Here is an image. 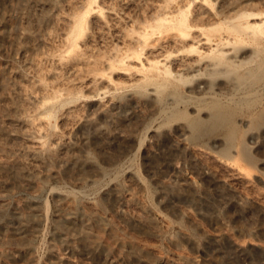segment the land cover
Listing matches in <instances>:
<instances>
[{
	"label": "rangeland",
	"instance_id": "374dc122",
	"mask_svg": "<svg viewBox=\"0 0 264 264\" xmlns=\"http://www.w3.org/2000/svg\"><path fill=\"white\" fill-rule=\"evenodd\" d=\"M51 2L53 20L25 58L11 54L12 45L0 37V96L11 85L4 68H12L18 97L8 100L16 105L17 126L26 131L37 128L40 136L17 138L10 144L0 140L4 142L0 157L30 159L26 146L38 144L42 165L54 171V177L36 173L25 186L0 183V264H264V118L259 116L264 114V33L254 40L245 38L235 52V63L242 62L238 72L256 70L257 93L216 100L192 90L191 77L174 81L162 73V63L174 62L185 52L170 41L174 31L159 21L167 12L183 10L190 22L207 27L255 13L250 22L264 32V0ZM12 11L0 0L2 31L10 28L13 33L17 21ZM31 19L27 27L42 26L40 14ZM24 40L29 44V39L18 44ZM174 91L182 99L179 104L170 99ZM216 102L225 114L218 122L205 109ZM175 109L185 111L186 117L167 118ZM188 123H195L188 132L177 129ZM100 128H117L121 136L105 145L94 137ZM65 142L86 150L91 164L82 167L83 172L97 167L103 171L94 182H75V167L46 156L50 148L57 151V145ZM242 145L248 159L241 156ZM5 173L0 170V181L12 178ZM111 184L136 204L121 206L108 198ZM162 186H168L165 199L159 195ZM234 195L242 197L239 205L231 201ZM26 202L38 204L42 216L30 241V257L10 258L4 253H14L19 242L12 230L11 209L23 208ZM115 205L140 216L141 224L125 220ZM71 206L104 220L102 226L89 221L87 236L72 238V248L64 249L56 231L69 236L74 231L57 220L56 212ZM206 235L218 236L213 247L205 243ZM92 239L102 241L105 251L89 249ZM235 245L244 248L245 256L233 254Z\"/></svg>",
	"mask_w": 264,
	"mask_h": 264
},
{
	"label": "bare ground",
	"instance_id": "6f19581e",
	"mask_svg": "<svg viewBox=\"0 0 264 264\" xmlns=\"http://www.w3.org/2000/svg\"><path fill=\"white\" fill-rule=\"evenodd\" d=\"M5 1H6V3H8L9 6H11V8H13L12 12L15 11L14 15L16 17L17 25H16L14 31H12L13 33H9L8 30L10 28L7 31L6 30L2 31L3 27L1 28V25H3V24H0V28H1L0 29L1 30L0 31V37L4 41H6L12 45V47L10 49L11 54L12 53H19L20 55H22L25 58L26 53H28L27 51L29 49H31L33 47V45L35 46V42H37L41 38V36H43L44 31H46V28H45L46 23L48 21L53 20V16H54L52 13V7H53L52 2L53 1L52 2H51V0H15L14 2L12 0H5ZM202 1L204 4V2L206 0H202ZM53 9H54V7H53ZM36 11H38V12H36ZM205 13H207L206 9L201 12V18L203 16H205L204 15ZM37 14H40L41 19L43 20L42 21L43 24L41 26L43 28L40 27V24H34V23L31 27H27L25 25L26 21L28 20V22H29V19L31 21L32 20L31 18ZM3 15L0 13V20L2 19ZM164 15L165 16L163 18H161L159 21L161 23L167 24L174 31V32L172 31L173 34H171L170 41L180 45L181 51L185 52V54L182 56L180 55V58L173 60L174 62L168 63L166 61V62L162 63V65H163L162 73L163 74H165L167 77H169L170 79H172L174 81H185V80L188 81L186 78L191 77L193 80L192 90L203 91L209 97L214 98L216 100L226 99L228 101H232L234 98H236L237 95H239V93L246 94V95H253V94L257 93V89L254 88V86L257 83V80H259V79H257L258 75H257L256 70L251 69L249 67L250 69L245 70L244 73H240V72H238L237 67L239 64L241 65L242 62H239L238 64L235 63V57L237 58V55H235V52L239 48V45L241 44V42L244 41L245 38L246 39L249 38L251 40H254L257 36L263 35L262 33H264L260 29L261 28L260 25L250 22L251 21L250 17H252V18H253V16L257 17V14H255V13L239 14V15L233 17L232 19H230V21H227V23H225V24L218 23L217 26L212 24L211 26H207V27L201 26V24L198 25L197 23L193 24V22H190L183 10H179L175 14H168V12H167V14H164ZM8 26H9V24H8ZM4 28H5V26H4ZM146 35L147 34H145V37H146ZM147 36H149V35H147ZM23 39H29V44L27 43L28 41H26V40H24V41H26V43L18 44V43H20V41L22 42ZM0 47H3V44H0ZM4 49L5 48H3V50ZM202 49H204V50H202ZM1 51H2V49H1ZM5 52H6V50H5ZM257 52H258V50H256V53ZM211 54H215V57L210 58ZM243 62L246 63L247 61L246 62L243 61ZM242 66H244V65H242ZM141 67L143 68V66H141ZM260 67L261 66H258V68H260ZM4 72L6 75V78L3 75L4 78L10 80L11 85L7 86L4 93H2V95L0 96V101L1 102L3 101L2 103L0 102L1 103L0 106H1V108H3L2 112L0 113V140H3L4 142L9 141L8 143L10 144V141L12 142V141L16 140L17 138L18 139L16 141L21 140L22 137L24 139L25 136L36 137L38 135L39 129L36 128L38 131L36 129L35 130L33 129V131H26L25 129L23 130L17 126L20 119L16 116L18 114L14 113L16 105L14 102L9 101L10 99L17 96V92L15 91L16 84H17L15 76L17 73L12 68H7V67L4 68ZM0 79H3V78H0ZM254 80H256V81H254ZM175 93H176L175 91L172 93V97L170 99L172 101H174L175 103L179 104L182 102V99L179 98ZM5 101H7V102L9 101L10 103H6ZM18 105H20V104H18ZM222 106L220 103L216 102V103L212 104L211 106H208L207 108L205 107L206 111H208V117L210 119L214 118L215 122L216 121L217 122L222 121L223 119H225V117H224L225 114H224V111L222 110L223 109ZM172 109H173V107H172ZM18 110H19V107H18ZM15 112H18V111H15ZM166 114H167V112H166ZM186 115L187 114L185 111L178 112L175 109L171 112V114H169L167 116V118L172 119V118L177 117V116H181V117L185 116L186 117ZM259 116L261 118H264V114H262V113ZM260 117H258V118H260ZM191 122H194V121H191ZM195 123H190V124L193 125ZM190 124L189 123L187 125L179 124V125H177V129H179V131L181 133H186L189 131L188 127L191 126ZM198 133H199V130H198ZM118 135H120V134H119V131L117 130V128L116 129L114 128L113 130H111V129L106 130L104 128H100L95 132L94 137H95V139H101V141L103 140L104 144L108 145V144L113 142L115 137L121 136V135L120 136H118ZM19 138H21V139H19ZM40 139H42V138H40ZM84 139H86V138H84ZM84 139H83V141H84ZM4 142L0 141V155H1V152L3 151ZM38 143L41 145L43 144L41 142H38ZM65 143H59L57 146L60 149V151L62 148L66 149L68 151L67 153L65 151V153H63V154L61 153V155H59L58 153H56L59 150L58 148H57L58 149L57 151L55 148H53V149L50 148L47 151L46 156L47 157L55 156L56 159L63 162L65 166L70 167V168L75 167L76 171L74 172V177H73L75 182H84V181L94 182L93 180H95L96 177L98 178V176L103 171L100 172L99 168L97 167V168H95V171H92L93 173L89 172V171L87 173L83 172L82 167H84L85 165H87V167H89L88 164L89 165L91 164L90 161L87 159L86 155H84V152L86 150L83 151L82 147L79 145L74 146V145H70V144L67 145L68 142L66 144ZM11 144H13V143H11ZM17 145L15 144L14 146H17ZM8 147H6V149ZM36 147L38 148V144ZM241 147H242L241 148L242 149L241 150V154H242L241 156L247 158L248 157L247 147H245L244 145H242ZM10 148H11V145H10ZM26 148H27V151L30 152V154L32 155L33 158L30 156H29L30 159H26L25 157H24L25 159L24 158L22 159L20 157L19 158L14 157L11 159L7 158L6 156L0 157V170L1 169L4 170L6 173L11 175V177H12L9 181H4V180L0 181V183H2L4 186H10V184H13V183L20 185V186L21 185L25 186V184H27V183L31 182V180H33L36 173L37 174L39 173L41 176L54 177V171L46 170V168H45L46 166L42 165L44 163L38 157L39 153L37 152L38 151L37 148H35L34 146H26ZM15 149H16V147H15ZM98 151H100V150H98ZM7 152H8V149H7ZM228 152L225 150L224 153H228ZM10 153H12V152L10 151ZM53 154H55V155H53ZM47 159L50 161L49 158H47ZM70 168H69V170H71ZM55 172H56V170H55ZM103 174H105V173H103ZM129 174H130V172H129ZM153 175L154 174L152 173V176ZM130 178H132L131 174H130ZM133 179H134V176H133ZM84 184H85V182H84ZM178 185L181 186L180 184H177L176 187H178ZM0 186H1V184H0ZM167 187L162 186L159 190V195H161L163 198L165 197V195L168 196V192L166 194V191L168 189ZM175 190H177V189H175ZM106 194H107L108 198H110L112 201L118 203L117 205L122 206L123 204H126V202L127 203L128 202H130V203L134 202L136 204V202H137L131 195H130L131 197H129L127 194H124L118 188V186L116 184H111V186L106 191ZM174 195L176 196V194H174ZM174 195L172 197H174ZM240 199H242L241 196H235V197L232 196L231 201L236 204V203H238V201ZM105 201H106V199H105ZM239 204L240 203H238V205ZM121 206H119V208H117L118 206H116L117 213L121 217H123L125 220H127L129 222L141 224L140 223L141 222L140 216H138L137 214H131V213L126 212L125 210H123L125 207L120 208ZM1 209H2V205L0 204V210ZM79 210H80V208H79ZM79 210L75 206H71V207H68V208H65L62 210H57V212H56L57 220L60 223H65L66 225H68L66 227L71 229V231L72 230L74 231V232L70 233V235H72V236H69L68 234H64L59 230L56 231V233H55L56 237L55 238L58 239L60 246L64 249H71L72 248V246H73L72 245V238L79 237L81 235H86L89 233V231H87L88 228L86 229L89 221H91V222L94 221L96 224L101 225L102 221L104 220V219L101 220L100 217L90 216V215H88L89 213L88 214L86 213L87 215H83L80 212L81 210L80 211ZM197 210L201 212L200 208H197ZM41 214L42 213H41L40 206L38 204H34L32 202H26L24 204L23 208H20L16 205H14L12 207L11 213H10V218L13 222L12 230L14 231V233L16 235H18L19 242L17 243L16 248L14 249V253H11L10 251H8L7 253L5 252L4 255L9 256L10 258L11 257H17V256H25V255H27V256L24 259H26L28 256L30 257L29 254H30L31 248H32L30 241L33 239V237L36 236L35 234H36L37 229H38V226H37L38 225V218L40 217ZM103 226H105V225L103 224ZM106 228H107V226H106ZM90 231H93V230H90ZM94 238H97V237H94ZM89 239L90 238H88V240ZM204 239H205L206 244L211 245L213 247L215 245V243H217V241H218V236L217 235H206V238H204ZM84 243H86V242H84ZM123 246H125V245H123ZM88 247L91 250H99L100 252L104 249V245H103L102 241H100V240H93V241L89 242ZM103 251H105V250H103ZM89 252H91V251H89ZM123 252H124V250H123ZM131 252L128 251V253H131ZM128 253H126V254H128ZM233 254L235 256L242 258L243 256H245L244 248H242L240 245H235V249L233 250Z\"/></svg>",
	"mask_w": 264,
	"mask_h": 264
}]
</instances>
